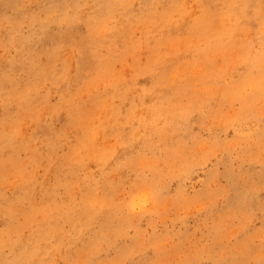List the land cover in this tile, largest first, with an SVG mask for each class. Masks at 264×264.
Instances as JSON below:
<instances>
[{
    "label": "rangeland",
    "instance_id": "obj_1",
    "mask_svg": "<svg viewBox=\"0 0 264 264\" xmlns=\"http://www.w3.org/2000/svg\"><path fill=\"white\" fill-rule=\"evenodd\" d=\"M0 264H264V0H0Z\"/></svg>",
    "mask_w": 264,
    "mask_h": 264
}]
</instances>
